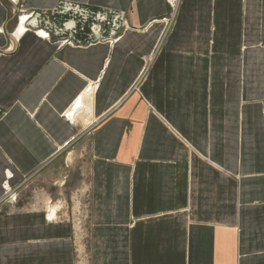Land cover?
Instances as JSON below:
<instances>
[{
    "label": "crops",
    "instance_id": "1",
    "mask_svg": "<svg viewBox=\"0 0 264 264\" xmlns=\"http://www.w3.org/2000/svg\"><path fill=\"white\" fill-rule=\"evenodd\" d=\"M20 3L52 30L0 0V264H75L44 171L86 135L88 264H264V0H179L168 28L167 0Z\"/></svg>",
    "mask_w": 264,
    "mask_h": 264
},
{
    "label": "rangeland",
    "instance_id": "2",
    "mask_svg": "<svg viewBox=\"0 0 264 264\" xmlns=\"http://www.w3.org/2000/svg\"><path fill=\"white\" fill-rule=\"evenodd\" d=\"M179 0H176L178 3ZM167 4L169 7V12L166 16V28L171 24L172 19L174 18V10L170 7L169 2L167 0ZM109 19V18H108ZM57 21L55 23L57 24ZM113 23V22H112ZM116 23V21H114ZM103 27H107L109 24V20L101 21ZM29 27V26H28ZM69 151V153H68ZM91 159V152L89 148V140L88 135L84 136L77 146L70 148L67 152H64L56 165L51 166L50 169L44 171V174L47 175L48 178L57 179L61 173L69 174V176L74 177V181L71 182V188L63 191V196L59 194H54L57 187L59 186V181H55V185L53 181H51L50 186L47 185V188H44V192L50 194V198L46 196V193H43L42 197H45L46 201H53L52 204H57L58 201H65L69 204L68 214L74 219L76 226V236H77V259L75 264H88V242H89V194H88V179H89V163ZM52 186V187H51ZM31 183L29 180L25 181L23 184L20 193L18 194L17 200L20 198V202L22 203H31ZM20 196V197H19ZM50 199V200H49ZM78 256L80 258H78Z\"/></svg>",
    "mask_w": 264,
    "mask_h": 264
},
{
    "label": "built area",
    "instance_id": "3",
    "mask_svg": "<svg viewBox=\"0 0 264 264\" xmlns=\"http://www.w3.org/2000/svg\"><path fill=\"white\" fill-rule=\"evenodd\" d=\"M11 1L13 2V4H15V6H17L16 7V12L18 14L17 15V20H18L21 17L20 14H22L24 12H27V11L23 9V5L20 3V0H11ZM168 2H169L170 7H172L173 10H174L175 9V5L174 4L177 5L176 0H168ZM76 12H79V11L77 9H74V10L69 12V15H72L73 13H76ZM26 15L28 17L27 20L29 19V21L27 23L29 28L34 29L37 34H38V31H36V29H38V28L43 29L46 32L45 36H43V37L50 38V31L52 30V28H50V19H49L50 15L46 11H39V12L30 11ZM97 18L100 20V22L107 20V18L103 14H102V16H98L97 15ZM114 21H115V17H114ZM165 21H166V19H165ZM62 25L66 27V23H64ZM126 26H127L126 22L122 18H120L118 20V25L117 26L114 23V27L116 28L115 31L118 28L126 27ZM98 30H103L104 31L102 26L101 27L99 26L97 31ZM57 32L58 31H54L53 33L55 35H58ZM98 34H101V32L98 33ZM100 38H102L100 35L97 36L96 34H94V38L93 39L97 40V39H100ZM113 38L116 40L119 37L118 36L117 37L113 36ZM110 39H108V40H110ZM58 42H59L60 45H63V44H80V42L74 41V39L71 38V37H62V36L59 38ZM133 87H136V84ZM17 196H18L17 189L16 188H14V189L10 188V190H7L5 192L3 200H7L9 202L15 203L17 201V198H18Z\"/></svg>",
    "mask_w": 264,
    "mask_h": 264
},
{
    "label": "bare ground",
    "instance_id": "4",
    "mask_svg": "<svg viewBox=\"0 0 264 264\" xmlns=\"http://www.w3.org/2000/svg\"><path fill=\"white\" fill-rule=\"evenodd\" d=\"M174 5L176 6V4H174ZM20 16L21 17H20L19 21L17 22L16 34H23L27 29L25 26L26 20L28 18L27 15H20ZM28 21H29V19H28ZM0 32H1V29H0ZM38 34H40L41 36H45V32L43 30L38 31ZM6 190H10V189L6 187ZM56 209L57 208H49L50 213H55Z\"/></svg>",
    "mask_w": 264,
    "mask_h": 264
}]
</instances>
